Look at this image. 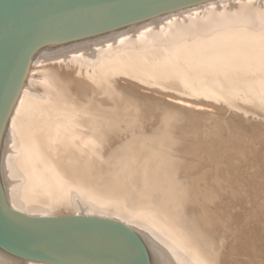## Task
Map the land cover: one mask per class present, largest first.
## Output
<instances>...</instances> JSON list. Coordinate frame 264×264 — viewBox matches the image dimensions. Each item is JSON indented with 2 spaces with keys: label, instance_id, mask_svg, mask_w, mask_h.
Instances as JSON below:
<instances>
[{
  "label": "bare ground",
  "instance_id": "6f19581e",
  "mask_svg": "<svg viewBox=\"0 0 264 264\" xmlns=\"http://www.w3.org/2000/svg\"><path fill=\"white\" fill-rule=\"evenodd\" d=\"M262 4L264 5V3ZM263 5H261V7ZM238 8V12L234 14L236 16L235 18H224L225 20H221V23L212 21L208 24L209 30L211 32L217 31L219 30L218 28L220 26L222 27V29H224L225 35L229 37L231 36L230 33L233 32L234 29H242L240 27L244 28L246 19L244 20L243 16L249 15L250 10L248 6L244 5H241ZM257 12H259L260 16L254 18L251 16L253 18L252 22L254 21L256 22L255 24H259L260 26L264 27V7L257 10ZM224 13L225 12H222V14ZM187 15H189V13ZM217 15L220 16L219 11ZM181 16H178L176 17V19L170 20L168 23L163 24L164 27L169 28V31H166L164 35L167 37L166 34L170 32L168 34L169 36H175L173 40H171L172 42L169 41L170 45H174L175 43H177L182 33L191 31L190 29L194 25L192 23H189L187 25H179L177 21L187 20V18ZM192 16L194 17V15ZM246 18L248 17L246 16ZM161 29L162 27L159 28V25L153 26L151 28V30L155 33L156 31ZM179 29L181 31H179ZM260 29L262 32H264V29ZM192 32L190 34H192ZM135 34L132 37L130 35L131 41L126 45L125 48L132 49L134 48V46H136V44L146 43L145 40L147 39L144 38L143 35L137 33ZM190 34L189 36L191 39ZM159 41V38L151 39L150 41H148V43H158ZM116 42H113L112 46L107 44V48H105L106 46L104 45V48H102L101 46L99 47L101 49L93 50L90 53L83 52V57H77L76 60H71V63L68 62L69 57L64 55L61 57L56 56L57 58L55 60L57 62L55 63H51V58H47L48 54L46 53L37 55L33 58V61L29 67V70L26 74V77L23 81L14 106L7 120L2 143L0 146V180L8 204L15 210H18L29 216L36 217L38 215L43 216L48 213L52 214L51 211H55L58 207V205L56 206L54 204H51L54 202V200L52 199L60 195V193L58 192L61 191L63 193V191H66L65 189H67V191L69 189L71 192L70 194H68V196L72 195V197L67 196L66 203L64 199L61 200L64 201L65 207H69V210H72L77 214H97L95 216H108V218L118 220L123 224H126L141 238L151 264H202L204 263V259L208 260L213 257L211 253L212 249L216 247L218 243L226 241L241 242V246L243 247L241 248L240 246L239 250L236 253V256H244L246 255V253H249L251 251L250 250L249 252H247V250L249 249L245 248V245L248 243L252 246H254L255 244H260L261 246V242H264V218H262L263 216L261 213L264 210V129L262 128L264 127V123L261 125L262 127H260L263 130H258L260 129L256 126L258 123L256 125H249L248 127H250L249 129H251L252 134L242 137L240 135L243 134V132L246 133V131L239 128L242 127V125L237 127L235 124V126L237 127H235L236 133L238 134V136H240V140L239 144H236L237 146L234 147L232 160L229 161L227 159L229 161L228 163L227 161L226 163L217 161L216 159L218 157L211 159V157L209 156L210 158L205 160L204 155H206L207 153H210L207 155L214 154L213 152L215 147H213L212 145L207 146L198 142L194 144L188 141H183L182 145L180 144L182 154L178 156L175 154L177 157L174 156L175 159L172 161L171 169L177 170V175L180 172H183L181 174V177H184L185 180H180V184L183 186L184 192H187L190 189L191 191L195 190V193L192 195V197L199 200V203L197 205L199 208L196 210V207L194 206L195 210H193L192 212L198 214V223L195 224L197 228L193 227V223L185 226L182 225L179 221H176L171 217L173 215L172 211H165L157 207V204V206H154L155 203L151 201L153 199L152 197L149 201L136 200L133 196L135 190L132 193L130 189L125 186V184L124 186H118L119 184L116 186H111L110 184V186L108 185L107 187H102V190L100 188L101 185L100 187L97 186V189V187H94L95 182L93 184L94 186H92L91 183L93 181H89L92 186H90L91 189L89 191L87 190L88 192L86 194L84 192H81V189L76 187L79 186L77 184L79 183L78 181H81V178L83 179L87 177V172L84 170H80V174H78L79 177L74 176L76 174H73L72 171H76V169L79 168L75 167L78 161H75L76 164L75 162L73 164V166L75 165V169L71 164H68V167H70V169L66 170H63L62 168L54 169L48 165V162L50 161V158L46 155V152L48 151H52L53 153L57 151L59 158L61 160L62 158H65L66 163H69L71 161L70 159L73 160V157L78 153L83 155L85 151L83 149L79 150L78 146H80L81 141H83L90 135L89 133L96 135L97 137L102 139V141L98 145H96L99 148L98 153L102 158L105 157V153L109 150H120V153L122 152L116 161V164H119L120 166H122V164L125 162V160H123L125 155L123 154L130 153L127 151L126 153L123 150L124 147H130L131 150V144L134 142V140H136V138H150L153 135L163 137L166 135V132L163 129H160L162 127L161 124L158 126H153V128L150 130H142L141 128L139 129H141L142 131L130 130V127L133 125L134 128H136L137 125L140 127L143 126L145 123L144 121L148 120V118H151V115L149 116L148 109L153 108L152 104L142 106L140 111L142 115L141 119H138L139 121L137 120L135 122H132V119L127 116V114H132L139 111L137 107H134L129 112L125 111L124 115H126V118H128L129 120H125L124 122L119 121L110 125L106 123V120L103 121L102 115H105L116 109L115 106H111L108 108V103L102 102L107 97H113L117 105H122L127 102L138 105V103H135V98L125 95H127L130 91L136 92V95L137 92L142 93L139 92V87L136 84V86L128 88L122 83V81L125 79H123V65L125 59L128 58V56L132 52L130 50L119 52V50L122 48L116 45ZM98 45L101 44L98 43ZM93 46L95 47V45ZM87 48L89 47L87 46ZM87 48H85L86 51ZM168 49L170 50L169 47ZM180 52L182 53V51ZM69 53H71V51ZM175 55L178 54L175 53L174 56ZM55 60L52 61L54 62ZM77 67H81L85 71L79 73L78 69H76ZM58 73H61L62 77L65 78L66 84L55 87L54 81L56 80V76L58 75ZM37 77L40 78V80L37 79ZM123 86L128 88L129 91L126 92L123 89ZM188 86L190 88L191 85ZM68 89H70L71 91V93L69 94H67ZM190 89H192V87ZM130 94L131 92L129 93V95ZM162 94L160 95L163 96L164 94ZM92 95H100L101 98L97 99L95 103H91L90 98L92 97ZM198 96L199 95H191L185 93V95L183 94L180 97L181 99H188ZM180 97L178 96V98ZM202 97L203 94L201 98ZM219 97L221 96L219 95ZM173 99H175V97ZM164 101L165 100H162L160 104H157L155 106V109L158 111L157 113L163 116V119L161 120L162 125L165 123V117L173 115L172 113L174 111H177L179 113L177 115V118L175 119V124H182L185 121V116H194V108L178 105L177 103H173L172 105H170L169 103H165L168 101ZM193 102L196 103L197 101L195 102V100H193ZM75 103H78V105L80 106L78 108L81 112H72V110H75ZM86 104H95L99 112H96L94 110L90 111L89 108H84ZM218 107L219 105H217L216 108ZM195 113L197 114V112ZM203 113L204 112H202V114ZM239 116L241 117V115ZM201 117H203V115ZM214 118L217 119L216 117ZM236 118L239 119V117ZM241 118L242 120H244V117ZM98 121H102V123L104 124H98ZM253 123L255 124L256 121L254 120ZM217 124L212 123L210 125L216 127ZM220 126L223 128V125ZM230 128L232 127L230 126ZM230 130L232 131V129ZM72 135H77V138L70 137L71 140H65V137ZM194 135L195 133L192 131L189 134V136L191 137H194ZM162 140L164 142L165 138L163 137ZM143 146L146 148L149 147L150 144L149 142L145 141ZM163 151H165V148H160V152L158 153L159 159H164ZM168 154L169 152L167 153V155ZM186 155L192 156H190V159H187ZM76 158L78 157L76 156ZM80 158H78V160ZM85 162L86 161L83 160L80 167H84L83 164ZM56 164H58V162ZM61 164H63V162ZM235 168H237L236 171H234ZM218 170V174H215V171ZM204 172H211L212 180L208 182V185L201 184V182L204 181L199 180V178H203L202 173L204 174ZM162 179L164 180V178ZM95 181H97V179ZM187 181H189L188 184H186ZM55 184L60 185H58L57 187ZM52 185H55V187H57V190H49L48 188L50 186L52 188ZM75 185L77 186L75 187ZM217 185L220 187L219 189L215 188ZM138 188L140 189L139 186ZM214 188L216 190H214ZM212 196L214 200L211 199L209 201L210 203H217L215 207L210 208L208 207V204L200 203V199L208 197L212 198ZM51 200L53 202H51ZM182 219L184 220V218ZM197 229H202L206 237L198 240L194 232ZM207 234L210 236L208 237ZM256 238H262V240L260 239V243L253 242V240H255ZM253 248L256 247L254 246ZM262 248H264V246ZM1 251L0 264H19V262L21 261L17 259L20 257L11 258L9 256L12 255L6 252L4 255L5 257H2ZM256 251H258V249ZM253 252H255V250ZM6 254L9 256H7ZM25 262L26 264H57L32 259H26Z\"/></svg>",
  "mask_w": 264,
  "mask_h": 264
},
{
  "label": "rangeland",
  "instance_id": "374dc122",
  "mask_svg": "<svg viewBox=\"0 0 264 264\" xmlns=\"http://www.w3.org/2000/svg\"><path fill=\"white\" fill-rule=\"evenodd\" d=\"M262 3H264V0H208L196 4H191L152 18H148L70 44L42 50L38 55L40 54L42 55L43 53L48 54L47 58H51V63L57 62L55 59L63 55L68 56L69 57L68 62L71 63L72 61L76 60L77 57L78 58L83 57L84 55L82 54L83 52L90 53L93 50L101 49L99 48L101 46L102 48H104V45L106 46L105 48H107L108 45L112 46L113 42H116L117 40L116 45L122 48L119 50V52H125L126 50H130L132 52L128 56V58L125 59L123 65V72H124L123 79L124 78L125 79L122 81V83L124 84V86L128 88L137 85L140 90L139 92L142 93L137 92L136 95V92L130 91L131 94L129 95L130 93L128 92L129 89L123 86V89L126 92H128V94L125 96L128 97L131 96L135 98V103H138V105L130 102L124 103L122 105L121 104L117 105L113 97H107L102 102H107L108 108L111 106L112 107L115 106L116 109H114L112 112L102 115L103 121L106 120V123L110 125L119 121L124 122L125 120H129L128 118H126L128 116L130 117V119H132V122H135L138 119H141L142 113L140 111L142 106L144 105L147 106L148 104H152L153 108L148 109L149 116L151 115L150 116L151 118H148V120L144 121L145 123L143 126L140 127L138 125L137 126L135 125L136 128H134L133 125L130 127V130L131 131L133 130L142 131L143 129L150 130L153 128V126H158L161 124L162 127L160 129H163L166 132L165 136H167V137L163 136L165 138L164 142L162 140L163 137L157 135L155 136L153 135L150 138L149 137L136 138V140H134V142L131 144L132 146L131 150L130 147L129 148L124 147L123 150L125 152L127 151L130 153L126 152L127 154H123L125 155L123 159L125 160V162L122 164V166H120L119 164H116V161L122 152L120 153V150L119 151L109 150L105 153V157L102 158L98 153L99 148L96 146L102 141V139H100L96 135L89 133L90 135L89 136L87 135L88 137H86V139L81 141L80 146H78L79 150L83 149L85 151L83 154L84 156L78 153L73 157L74 159L76 158V156L78 158L81 157L79 160L78 158H76L75 160L70 159L72 162L70 161L71 162L70 163L68 161L69 163H66L65 158H62V160L59 158L57 151H55L54 153L52 151H48L46 152V155L50 158L48 165L54 169L62 168L63 170L64 169L66 170V169H70V167H68L69 166L68 164H71L73 166L74 162L78 161L77 164L75 162L76 166L74 165L75 167H79L76 169L77 172L75 170L74 171L76 173L72 171L73 174H76L74 176L79 177L78 174H80L79 173L80 170H84L87 172V177L83 179L81 178L80 179L81 181H78L79 183L77 185L79 186L75 185V187L77 186L76 188L81 189V192H84L86 194L94 185L95 188L97 186L100 187L101 185L100 188L102 189V187L104 188L105 186L106 187L108 185L110 186V184L111 186H116L118 184H119L118 186H124L125 184V186H127V188H129L132 193L135 190L136 193L134 192L133 196L135 197L136 200L149 201L152 197L153 199L151 201L155 203L154 206L158 205L157 207L165 211H172L173 215L171 217L176 221H179L182 225L185 226L193 223L192 224L193 227L197 228L195 224L198 223L197 222L198 214H195L192 211L195 210L194 206L196 207V210L199 208L197 206L199 200L192 197V195L195 193V190L191 191L190 189L189 191L184 192L183 186L180 184V180L184 179V177H181V174L183 172L182 173L180 172L177 175L176 174L177 170L171 169L172 161L175 159V157L182 154L180 148L182 142L188 141L194 144L198 142L203 145H207V146L212 145L213 147H215L213 152L214 154L207 155L210 154L207 153L206 155H204L205 160L209 159L210 157L211 159L218 157L216 159L217 161L221 163H226L227 161L228 163L230 160H232L234 147L239 144L240 136L241 137L247 135L249 136L252 134L251 129H249L250 127L248 126L256 125L258 123L259 125L257 124L256 126L259 128L262 127L261 125L264 123V32H262L260 28L264 29V27L260 26L259 24H255L256 22L254 21L252 22V19L254 17L260 16L257 10L264 7ZM241 5L248 6L250 10L249 15H246L248 18H246V16H243L244 20L246 19L245 20L246 24L244 25V28L240 27L242 29H234V31L230 33L231 36L229 37L225 35L224 29H222V27L220 26L218 28L219 30L217 31L211 32L209 30L208 24L212 21H216L219 23L224 18H228V19L229 17H231V19L235 18L236 16L234 14L238 12L239 9L238 7ZM261 5L263 6L261 7ZM218 11L220 13V16L217 15ZM222 12L225 13L222 14ZM188 13L189 15H187ZM190 14L191 16L194 15V17L192 16L193 20ZM178 16L185 17L187 18L188 21L190 20L189 22L187 20L186 21L179 20L177 21L179 25H183V24L187 25L189 23H192L194 25L190 29L191 31L182 33L177 43H175L174 45L173 44L170 45L169 41L172 42L171 40H173L175 36L173 35L169 36L168 34L170 32H168V34H166L167 35L166 37L164 33L166 31H169V28L164 27L163 24L168 23L170 20L176 19V17ZM156 25H159V28L162 27V29L156 31L155 33L154 31L151 30V28ZM195 26L197 27V29ZM179 31L181 30L179 29ZM191 32L192 34H190ZM135 33L143 35L144 38L147 39L145 40L146 43L136 44V46H134V48L132 49L125 48L126 45L131 41V37L134 36ZM189 34L191 35V39ZM158 38L160 39L158 43H148V41H150L151 39H158ZM125 39L127 40V43ZM167 41H168V45L170 46L167 45ZM98 43L101 45H98ZM93 45H95V47ZM87 46L89 48H87ZM90 46L94 47L95 49L91 48ZM168 47L170 48V50L168 49ZM85 48H87V51ZM70 51L71 53H69ZM134 51H136L137 53ZM180 51H182V53ZM175 53H177L178 55L174 56ZM52 60L55 61L53 62ZM76 69H78L79 73L85 71L81 67H77ZM37 79L40 80V78L38 77ZM54 84L55 87L66 84V80L65 78L62 77L61 73H58V75L56 76V80L54 81ZM188 85H191L190 88L192 87V89H190ZM230 90L232 91V93ZM69 93H71L70 89L67 90V94ZM185 93L191 95H199V96L188 98L189 100L183 98L181 99L180 96L183 94L185 95ZM201 93L203 94L202 98H201L202 96ZM160 94H162L163 96H161ZM219 95L221 97H219ZM178 96L180 98H178ZM174 97L175 99H173ZM100 98H101L100 95H92V97L90 98V102L95 103L96 100ZM161 99L168 101V102L165 101L164 102L169 103L170 105H172L173 103L174 104L177 103L178 105L194 108L195 112H197V114L200 116H198L195 112H193L194 116L192 115L185 116V121H184L185 123L183 122L182 124L181 123L175 124V119L177 118V115L179 113L177 111H174L172 113L173 115L165 117V121H164L165 123L162 125L161 120L163 119V116L157 113L158 111L155 109V106L161 103L162 101ZM193 100L197 102L194 103ZM213 105L216 107L217 105H219L220 108L219 107L216 108ZM74 107L75 110H72V112H78V113L81 112L78 108L80 107L78 103H75ZM134 107H137L139 111L134 112L132 114H127V116L124 115L125 111L129 112ZM84 108L86 109L89 108L90 111L94 110L96 112H99L95 104H86ZM201 111L204 113L202 114ZM202 115L203 117H201ZM239 115H241V117H244V120H242V118ZM214 117H216L217 119H215ZM236 117H239V119ZM254 120L256 121L255 124L253 123ZM228 121L231 124H229ZM237 121L241 123L239 124ZM212 123H216V124L218 123V124L216 127H214L210 125ZM98 124L102 125L104 123H102V121L101 122L98 121ZM235 124L237 127L242 125V127L239 128L244 129L246 133L243 132L244 135L241 134L240 136H238V134L236 133L237 127L235 126ZM220 125H223V128ZM230 126L232 128H230ZM139 128H141L142 130ZM217 128L220 129L218 130ZM262 128L264 129V127ZM262 128L258 130H263ZM230 129H232V131ZM191 131L195 133L194 137L189 136ZM70 137L77 138V135L67 136L65 137L66 138L65 140H71ZM145 141L149 142L150 144L149 147L145 148L143 146ZM163 147L165 148V151H163L164 159H159L158 153L160 152V148ZM225 150H226V154H225ZM168 152L169 154L167 155ZM186 156L187 159H190V156L192 155L190 156L186 155ZM82 159L86 161L83 164L84 167H80L82 165L81 163L83 162ZM57 162L58 164H56ZM60 162L61 163L63 162V164H61ZM100 165L103 169L100 167ZM236 170L237 168H235L234 171ZM89 171L91 174L89 173ZM215 172H216L215 174H218L219 170ZM202 176L203 178H199L200 181H204L201 182V184L208 185V182L212 180L211 172L209 173L204 172V174L202 173ZM162 178H164V180ZM96 179L97 181H95ZM89 181L90 182L93 181L91 183L92 186ZM188 183L189 181L186 182V184ZM55 185L58 187V185L60 184L58 185L55 184ZM55 185H52V188L50 186L48 189L57 190V187H55ZM138 186L140 187V189L138 188ZM215 188L219 189L220 187L217 185ZM215 188L214 190H216ZM65 190L66 191H63V193L61 191L58 192L60 193V195L52 199L54 200L55 203L51 200V202H53L51 204H54L56 206L58 205L57 209L55 211H51L52 214L48 213L49 215L48 214L45 215L66 216V215L81 214V213L77 214L72 210H69V207L67 206L65 207L64 201L66 203V198L68 194H70L71 192L69 189L68 191L67 189ZM68 197H72V195H69ZM63 199L64 201H61ZM211 199L214 200L213 196L212 198L208 197V198L200 199V203H206L208 204V207L213 208L217 205V203L216 204L215 202L210 203L209 200ZM160 203L164 205L162 206ZM261 213L263 216L262 218H264V210ZM38 216H42V215H38ZM98 216L105 217L103 215H98ZM106 217L108 218V216ZM182 218H184V220ZM194 232L198 240L199 239L201 240V238L206 237L202 229H197ZM209 236L210 235H208V237ZM256 239L253 240V242L260 243V239L262 240V238L257 240ZM261 244H262L261 246L263 247L264 242H261ZM241 245L242 244L240 241L237 242L226 241V242L218 243L216 247L212 249L211 253L213 257L208 260L204 259L203 261L204 263L202 264H264V251H263L264 248H262L260 244L258 245L255 244L254 246L256 248H253L254 246L249 245L248 243L245 245V248L249 249L247 250V252H249L250 250L251 251L249 253H246V255L244 256H236L237 255L236 253ZM242 247L243 246H241V248ZM253 249L255 250V252H253L254 251ZM257 249L258 251H256ZM1 252H2V257H5L4 256L5 252L3 251ZM9 257L15 258L16 256H9ZM17 259L21 260L19 264H26L25 262L26 259L23 258H17Z\"/></svg>",
  "mask_w": 264,
  "mask_h": 264
},
{
  "label": "water",
  "instance_id": "95a60500",
  "mask_svg": "<svg viewBox=\"0 0 264 264\" xmlns=\"http://www.w3.org/2000/svg\"><path fill=\"white\" fill-rule=\"evenodd\" d=\"M208 0H0V146L20 88L42 50ZM0 249L57 264H151L138 234L95 215L29 216L0 180Z\"/></svg>",
  "mask_w": 264,
  "mask_h": 264
}]
</instances>
